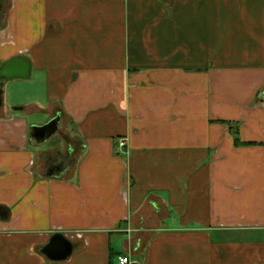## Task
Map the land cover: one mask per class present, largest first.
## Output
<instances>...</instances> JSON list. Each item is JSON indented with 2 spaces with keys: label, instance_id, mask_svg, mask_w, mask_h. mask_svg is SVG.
Segmentation results:
<instances>
[{
  "label": "crops",
  "instance_id": "crops-1",
  "mask_svg": "<svg viewBox=\"0 0 264 264\" xmlns=\"http://www.w3.org/2000/svg\"><path fill=\"white\" fill-rule=\"evenodd\" d=\"M16 57L0 264H264V0H0Z\"/></svg>",
  "mask_w": 264,
  "mask_h": 264
},
{
  "label": "water",
  "instance_id": "water-1",
  "mask_svg": "<svg viewBox=\"0 0 264 264\" xmlns=\"http://www.w3.org/2000/svg\"><path fill=\"white\" fill-rule=\"evenodd\" d=\"M30 71L31 64L28 59L22 57L13 58L0 67V86L3 81L8 79L27 78L30 75ZM59 119L60 116L57 114L44 124L31 126L30 136L34 138V142L37 145L44 143L58 131ZM73 249L74 244L71 240L61 233H56L41 249V252L51 260H64L72 254Z\"/></svg>",
  "mask_w": 264,
  "mask_h": 264
},
{
  "label": "built area",
  "instance_id": "built-area-1",
  "mask_svg": "<svg viewBox=\"0 0 264 264\" xmlns=\"http://www.w3.org/2000/svg\"><path fill=\"white\" fill-rule=\"evenodd\" d=\"M119 145L120 147H125L126 146V142L123 139L119 140ZM117 264H138L136 262V260H134V258L130 255H119L117 258Z\"/></svg>",
  "mask_w": 264,
  "mask_h": 264
},
{
  "label": "trees",
  "instance_id": "trees-1",
  "mask_svg": "<svg viewBox=\"0 0 264 264\" xmlns=\"http://www.w3.org/2000/svg\"><path fill=\"white\" fill-rule=\"evenodd\" d=\"M236 142H238L237 139H236Z\"/></svg>",
  "mask_w": 264,
  "mask_h": 264
}]
</instances>
